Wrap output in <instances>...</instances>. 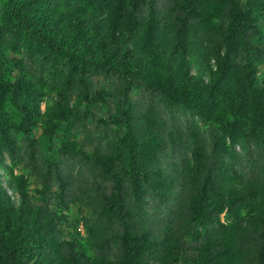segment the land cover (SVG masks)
<instances>
[{
	"label": "trees",
	"instance_id": "1",
	"mask_svg": "<svg viewBox=\"0 0 264 264\" xmlns=\"http://www.w3.org/2000/svg\"><path fill=\"white\" fill-rule=\"evenodd\" d=\"M0 264H264V0H0Z\"/></svg>",
	"mask_w": 264,
	"mask_h": 264
},
{
	"label": "rangeland",
	"instance_id": "2",
	"mask_svg": "<svg viewBox=\"0 0 264 264\" xmlns=\"http://www.w3.org/2000/svg\"><path fill=\"white\" fill-rule=\"evenodd\" d=\"M45 107V104H42V108ZM105 114V111L103 109H101L100 107H97L96 110H95V118L97 119L98 117H101ZM95 124V122H94ZM95 126V125H94ZM98 127H100V125L98 124L97 125ZM34 132L37 134L38 131L37 130H34ZM236 150L237 151H240L239 147L237 146L236 147ZM10 163V161H9ZM14 170H15V173H22V174H25L26 175V172L22 169L21 166H15L14 167ZM28 175V174H27ZM29 179L31 180L32 178L29 177ZM86 208L81 206V205H72L71 206V209L67 212L69 213L70 215L74 216L75 220L77 221L78 220V225H77V230L79 232V234L83 237V238H86V231H85V228L83 226V223L81 221V216L82 214L85 212Z\"/></svg>",
	"mask_w": 264,
	"mask_h": 264
}]
</instances>
